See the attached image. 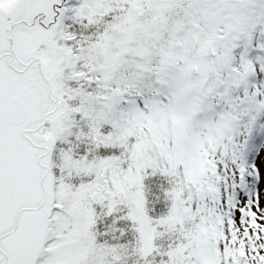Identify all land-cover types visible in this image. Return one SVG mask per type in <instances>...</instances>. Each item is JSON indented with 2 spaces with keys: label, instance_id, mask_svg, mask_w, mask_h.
<instances>
[{
  "label": "trees",
  "instance_id": "16d2710c",
  "mask_svg": "<svg viewBox=\"0 0 264 264\" xmlns=\"http://www.w3.org/2000/svg\"><path fill=\"white\" fill-rule=\"evenodd\" d=\"M164 4H160V0H146L144 4L146 9L141 12H145V33L144 36L138 33V36L146 43L154 36H159V32L154 33L156 26L159 23L165 24V37L163 41L156 39L152 44L151 50L146 51L148 47H141V49L135 50L133 55L138 56L141 61L149 66H155L156 60L153 59L152 49L156 46L164 47L167 53L170 48L175 45V41L178 39V33H180L181 40H186L187 36L195 35V37H203V33H198V28L202 24L203 16L199 12L197 1L194 0H162ZM111 2V0H109ZM112 4H118L120 8H116L113 14H122L127 10V2L112 1ZM133 4H140L141 0H133ZM160 5L157 7V5ZM197 5V6H196ZM111 6V4H110ZM215 8V12L217 11ZM152 9H160V13L157 18H154V14L151 13ZM106 9L103 8V14ZM110 12V11H106ZM112 13V12H111ZM102 22H106L110 15L107 13L102 16ZM100 17H97L98 20ZM205 21L206 24L214 23L213 20ZM224 18H220L216 22H224ZM140 22V23H143ZM215 22V24H216ZM108 24V23H107ZM117 25V23L115 24ZM124 41L132 38L133 27L124 24ZM212 28L210 32H204L206 35V41L203 48L202 58L208 56V59H204L209 62L215 60V56L219 54L221 58L231 62L232 52L239 44L242 49L239 50L237 57L238 64L247 66L248 60L245 54L247 47L246 36L242 32H235V42L232 47L227 43V48L221 47L220 53L215 51V27L216 25H207ZM219 26V25H217ZM110 27V26H108ZM78 31V30H77ZM93 31V30H91ZM157 31V30H156ZM81 35L87 33L92 36L94 44H102L99 34L103 33L107 40L110 42V37L113 31L108 32H88L84 29H79ZM132 32V33H131ZM149 32L151 34H149ZM148 35V37H146ZM197 38L189 39V43L195 44L199 40ZM112 43V42H111ZM103 45V44H102ZM109 45V44H106ZM113 45V44H112ZM126 47L131 51V45ZM199 45H197L198 47ZM157 47V48H158ZM117 47L114 46V49ZM119 47L118 49H120ZM121 50V49H120ZM119 50V51H120ZM156 50V49H155ZM113 51V49H112ZM111 57L108 60V64L114 61L117 57V53L112 52ZM164 51V50H163ZM200 53V46L198 49ZM197 52V53H198ZM165 54V51H164ZM116 55V56H115ZM158 51L156 50V57ZM198 54L194 55L196 57ZM184 61V60H182ZM100 62V58L98 59ZM184 63V62H183ZM182 63V64H183ZM211 66H214L212 64ZM156 67H153L155 69ZM75 69H77L75 67ZM81 73L85 74L89 71L88 68H79ZM120 66H118V71ZM154 71V70H153ZM156 71H159L157 69ZM155 71V72H156ZM237 71V70H236ZM150 72L140 75V78L128 82L135 90L141 95H144L149 91V84L154 81L157 83L158 78L164 79L163 75H160L157 79L150 80ZM86 81H92L91 76L86 75ZM91 78V80H89ZM184 78V77H183ZM119 79V80H118ZM117 82H121L120 78ZM173 79L169 77L167 79L169 85L173 88ZM150 80V81H149ZM94 81V80H93ZM148 84L146 85V82ZM143 82V83H142ZM96 88L98 83H92ZM90 84L93 88V85ZM127 85V83H126ZM80 86V85H79ZM85 87V86H83ZM133 92L135 93V90ZM76 90V89H75ZM79 92L76 90V93ZM92 92V91H91ZM209 95L215 94L213 89H210ZM85 97L88 94L93 95L90 92H83ZM112 97L113 94H107ZM209 104L203 105L204 112L206 110L215 109V97L212 95L207 97ZM126 109V112L116 114L115 120L119 122L126 120L127 127H123V137H118V127L116 130L108 129L109 135L115 138V143L107 141L106 146H102L99 143L97 145V138L95 132L91 130L92 123L90 125L89 120H84L81 123H74L73 126L65 125L63 122V130L58 131L55 135L51 136L52 139H58L60 144L58 147L67 149L69 153L77 155L78 159H82V165L79 167H71L70 169L58 170L55 173L59 179L65 177L66 173L75 177V185L82 194H79L80 199L74 203L78 207L85 203L84 191H87L88 200L94 203H90V211L87 210L86 217H81V220L87 222L88 226H85V230L80 233H75L76 239L74 248H80V241L87 242L86 252L88 253L86 264H145L143 257L139 252V248L142 244V236L138 231V223L133 219H129L128 214L131 204V197L127 196L132 193V188H137L141 194V206L142 212L147 215L150 228L153 235L154 248L150 252L149 258L157 264L161 262L163 264H264V222H257L252 220L248 214L243 217L240 212L234 211L235 206L232 205L233 199L227 198L223 192L225 189L233 190L234 183L226 184L224 170L215 168V160H220L221 154L226 152L229 139L227 136L217 134L215 136V126H221L222 124L228 129L227 120L218 116L215 119H204V126L200 127L197 131L193 132L194 135H190L185 128L182 130L186 133L183 134L180 141L185 140L189 145L188 148L184 147L180 143L175 141H168L164 143L159 140L165 137V130L154 129L153 131L147 128L144 121L140 123L137 120V114L142 115L144 108L138 112V105L134 104V101ZM70 106H67L69 109ZM207 108V109H206ZM203 112V111H202ZM203 112V113H204ZM67 113V111H66ZM64 113V114H66ZM70 117V116H66ZM79 117L77 116V120ZM114 120V121H115ZM214 123L212 126L211 123ZM100 126L103 127L102 124ZM106 126V125H104ZM108 126H110L108 124ZM224 133L226 129H223ZM112 132V133H111ZM63 138H62V134ZM156 133V134H155ZM157 133L159 136H157ZM156 135V136H155ZM158 138V139H157ZM215 138L218 141L222 139V148L215 147ZM71 141L73 144H62V141ZM195 149L207 148V157L199 156ZM200 147V148H199ZM205 147V148H204ZM183 152V154L174 153V151ZM58 157L63 153H59ZM172 151V152H171ZM217 153V156L215 154ZM117 157L120 155L122 158V170L124 175L128 170L129 163L131 168V174L127 177L122 176L124 181H131V185L117 189V192L109 191L108 183L104 182L100 176L102 173L101 167H97L98 164H102L104 156ZM175 156V157H173ZM200 158V159H199ZM111 159V158H110ZM96 160L97 165H92V162ZM111 164H116L117 161H111ZM122 172V171H121ZM105 175V174H104ZM121 175V173H120ZM119 173L115 174V178ZM138 180V184L136 183ZM101 186H105L102 191H97L96 187L98 183ZM85 183V186L82 185ZM66 185V184H65ZM63 186V188L65 187ZM124 185V184H123ZM60 187V184H59ZM62 188V189H63ZM106 190L104 191V189ZM116 188V186H115ZM123 188V189H122ZM65 189V188H64ZM108 189V190H107ZM120 190L124 191L119 194ZM61 191V190H60ZM59 193L60 197V210H67L66 206L72 204L67 200H63V195ZM98 195H100L98 197ZM96 200V202H95ZM230 200V202H229ZM61 201L63 202L61 204ZM114 201V202H112ZM218 205L220 208H218ZM72 206V205H71ZM217 206V207H216ZM70 207V206H69ZM75 211L74 206L72 207ZM71 208V210H72ZM49 228H52L51 223ZM70 228V224L69 227ZM63 235L65 231L61 228ZM61 240V239H60ZM59 240V241H60ZM58 241V243H59ZM68 242V241H66ZM60 244V243H59ZM55 245V244H54ZM205 255V257H204ZM107 259V262L99 261L98 259Z\"/></svg>",
  "mask_w": 264,
  "mask_h": 264
},
{
  "label": "rangeland",
  "instance_id": "374dc122",
  "mask_svg": "<svg viewBox=\"0 0 264 264\" xmlns=\"http://www.w3.org/2000/svg\"><path fill=\"white\" fill-rule=\"evenodd\" d=\"M10 0H3V2ZM112 1H120V0H111ZM133 0H121V2H127V10L118 15L113 14L116 11H114L116 8H120L118 4H112L109 2V0H36L32 2L33 6L41 7L45 11V18L46 20L44 25H32V26H26L24 29H22V32L25 33L28 37H42L43 38V50H44V62L48 63L50 65V69L48 71H51L52 68L56 69L57 76L55 78L56 84H54V90L52 91V97H55L54 99L59 102V104H66L69 105L70 108L67 109L66 114H62L61 110L54 109L52 103H50V107H46V110L51 108L52 113H49L45 118H50L53 125L51 126L50 133L56 134L58 132V128H56L55 123L56 121L61 118H64L61 122V119L59 121L60 126L62 127V130L64 128L63 122L66 121L65 125L73 126L74 123H81L84 122V120L90 118L92 120H96L98 122H102L103 127L101 128L97 124V128H93L97 138L94 139V136L92 139L97 142V145L99 146V137L102 135L100 140H108L107 133L108 129L116 130V127H118V137H123V127L126 129L127 127V121L123 120L118 123V121L115 120V115L121 112L125 113L126 109L124 108V105L119 104L120 102V93L125 92L129 87H131V83L127 85V88L125 89V84L123 85L122 81H128L132 82L133 80H137L143 77H138L140 75L146 74L150 71V80L157 79L160 75L164 76V79L167 81L169 77L174 78L173 79V89L171 91V103L167 102H160L158 100L157 94H154L152 96L147 97L148 107L151 109V111L147 110L144 111L142 115L137 114V120L140 123L144 121L147 128L150 130L154 129H161L165 130V137L161 138L159 140L163 141L164 143L170 141H175L177 143H180L184 147L188 148L189 145L186 143L185 140L180 141L179 139H182L183 134L185 133L182 129L185 128L187 131L190 127V131L188 132L190 135H194L191 133L193 129H195V126H204V121L197 117L196 113L199 109V99H203V95L205 93V85L204 80L208 78V74L211 69L209 68L211 65L206 63L207 61L204 59H208V56L205 55V57L202 58L203 54V48L206 41V35L204 32H210L212 28L207 25H216L215 27V51L217 53H220L221 47L227 48V43L232 47L235 42V32L238 29V23H236V20H242L244 22L252 21V15L249 12L241 11V10H233L231 13V20L226 19L223 23L222 22H215L212 24H206L205 21L208 19L207 17V11H206V0H197L198 7L200 10V14L203 16L202 24L198 28V33H203V37H195V35L187 36L186 42L184 45V49H179V47H176L173 45L172 48H170V52L167 53L164 47H154L152 49L154 55L153 59L156 60L155 66L150 65L149 66L145 63V61H141L138 56L133 55V52L135 50L141 49V47L145 46L148 47L146 51L151 50L152 44L156 41V39L159 36H154L152 39L147 41L146 43L138 36V33L143 34L145 33V13L141 12L144 8L146 9V5L144 2L146 0H141L140 4H133ZM230 1H237L238 0H230ZM251 4L254 6L255 9L260 8L263 0H250ZM55 3V5H54ZM160 4H164L162 0L159 2ZM224 0H215V5L223 4ZM117 6L116 8L112 5ZM146 6V7H145ZM160 6L159 4L157 7ZM197 6V5H196ZM103 8L106 9V11L110 12H104L103 14ZM144 9V10H145ZM112 12V13H111ZM107 13L111 14L109 19L104 23L102 22V18L100 17L106 15ZM151 13H153L154 18H157L158 14L160 13V9H152ZM97 17H100L98 20H96ZM234 20V21H233ZM50 21V23H48ZM143 22V23H140ZM108 23V24H107ZM117 23V25H115ZM124 24H127L128 26L133 27L132 29V38L129 40L124 41ZM219 25V26H217ZM110 26V27H108ZM154 33L159 32L160 37L159 39L163 41V38L165 37V24L159 23L158 26L155 27ZM79 29L87 30L88 32H112L113 34L110 37V42L107 40V36L102 33L104 37V44H94L92 36L85 33L83 35L80 34ZM78 30V31H77ZM93 30V31H91ZM241 32L244 31V29H240ZM131 32V33H132ZM149 34H151L149 32ZM148 37V35L146 36ZM179 38V36L177 37ZM192 38H197L199 40L198 45L200 46V53L194 57V55L197 54L198 48L196 49L195 53L192 55V51L190 50L192 47V43L189 39L192 40ZM112 42V43H111ZM109 44V45H106ZM113 44V45H112ZM30 45V43H29ZM128 45H131V51L129 52ZM114 46L117 47L114 49ZM121 47L120 49H118ZM158 47V48H157ZM113 48V51H112ZM158 51V57H156V50ZM120 50V51H119ZM165 54H164V51ZM112 52H118L117 57L114 58L113 62H110L108 64V60L113 57L111 56ZM116 56V55H115ZM101 59V62L97 63V59ZM57 59L58 65L55 64V60ZM182 60H184V63L182 64ZM43 62V63H44ZM92 63L96 64V67L92 70H89L91 73L88 75L92 77V81H86L85 80V74H82L80 70L75 69L81 68L82 66L86 68H90L92 66ZM227 64L226 59H222L219 54L215 56V69L218 70L217 77L221 73V69ZM45 65V64H44ZM57 65V66H55ZM90 65V66H89ZM46 66V65H45ZM118 66H120V70L118 71ZM153 67H156L153 69ZM157 69L159 71L155 72ZM197 69V72H196ZM154 70V71H153ZM94 75H93V74ZM202 74V77L200 78V75ZM95 76V77H94ZM184 77V78H183ZM101 78V79H100ZM120 78L121 82H117V79ZM95 79L97 82L102 81L103 87H98L94 92L96 94H99L97 96L98 102L96 105L94 104V98L91 96L85 97L83 95V92H86L85 87H88L90 84H92ZM91 80V78L89 79ZM119 80V79H118ZM149 80V81H150ZM138 81V80H137ZM146 82V85L148 82ZM133 83V82H132ZM143 83V82H142ZM167 84L169 85L168 81ZM211 84H214V81H211ZM73 85V87H72ZM75 85V86H74ZM80 85V86H79ZM93 85V84H92ZM151 83L149 84L150 88ZM49 86V84H48ZM43 92L45 93L46 87L43 85ZM95 86L93 85V88ZM158 87V86H157ZM92 89L90 86L89 89ZM224 89L225 83L222 82L221 84L215 85V90L217 89ZM79 89V92L76 93V90ZM120 89V93L118 94V90ZM130 90V89H129ZM93 91V90H92ZM160 90L156 91L158 93ZM193 93V95H192ZM107 94H115L114 98H108L109 96ZM117 95V96H116ZM131 97V94H128ZM60 97V99L58 98ZM155 98V99H154ZM161 98V96L159 97ZM138 99L137 96H134V103H138L136 100ZM162 99V98H161ZM87 102H84V101ZM93 100V101H92ZM113 100L115 104H109V102ZM123 100V99H122ZM132 103V102H131ZM141 106V105H140ZM138 107V111L140 112L141 107ZM143 106V105H142ZM169 106V107H168ZM165 109V110H164ZM93 114V115H92ZM70 116L69 118L66 116ZM207 115V114H205ZM77 116L79 119L77 120ZM88 116V117H87ZM208 119H210V116H207ZM206 118V119H207ZM41 119V118H40ZM100 119V120H99ZM205 119V117H204ZM115 120V121H114ZM85 123V122H84ZM211 123V122H210ZM108 124L110 126H108ZM212 126L214 125L211 123ZM106 125V126H104ZM61 130V131H62ZM92 130V129H91ZM264 130V128H263ZM223 126H215V136L217 134H222ZM112 133V132H111ZM62 134V133H61ZM65 134V133H63ZM62 138L65 136H63ZM156 134V133H155ZM256 135V136H255ZM257 135H260L256 132H251L250 136L251 138L254 137L256 139ZM156 136V135H155ZM157 136L159 134L157 133ZM158 139V138H157ZM263 142H264V132H263ZM59 143V141H58ZM62 144H70L73 143L69 141H62ZM257 140L254 142L250 148H248V152L246 155V165L249 166V170L251 171L252 178H243V180L238 183V189H239V197L241 200L249 199L253 204L262 205V208L264 210V143L262 147H257ZM221 146L220 140H216L215 138V146ZM200 148V147H199ZM205 148V147H204ZM205 150L195 149L193 147L194 152L197 151L199 153V156H205L207 157V148ZM62 154L59 156L61 161V166L65 169H70L73 165L76 168L79 167L82 159H78L76 156L73 155L74 153H68L67 149H61ZM172 152V151H171ZM182 152V151H181ZM257 152V153H256ZM178 153V151H174L172 154ZM32 152L29 150L27 157H32ZM179 154H183L180 153ZM256 155V156H255ZM175 157V156H173ZM104 160H102V164L97 167H101L102 173L105 174V181L109 185V191L110 193L117 192L118 187L121 188L125 185H131L133 183V180L131 181H124L122 179V176L124 175L122 170V157L120 155H117V157H107L104 156ZM111 158V159H110ZM200 159V158H199ZM242 156L238 155L237 157H234V160H241ZM34 162H36V156L35 153L33 154ZM117 161L116 164H111V161ZM35 164V163H34ZM92 165H97L96 160L92 162ZM128 170L124 177H127L131 174V168L129 163ZM122 171V172H121ZM119 173V178L115 174ZM125 172V171H124ZM121 173V175H120ZM255 176H257L258 181L256 182ZM136 183L138 184V180H136ZM66 184V185H65ZM124 184V185H123ZM65 185V190L63 186ZM99 186L96 187L97 191H102L105 186H101L98 183ZM85 186V183L82 185V187ZM116 186V188H115ZM63 188V189H62ZM126 186L124 187V189ZM123 189V188H122ZM60 194L63 195V200H67L70 203V199L73 202L72 204H68L66 208L70 205V211L67 209L64 213V218H61L58 222L60 227V233L62 235V230L65 231V234L63 235V238L57 236L56 234L53 235L54 239L56 238L61 239L59 248H55L53 250L50 249V258H48L47 264H86L88 253L86 252L85 248L87 245V242L80 241V248L74 250H70L69 248L72 247V245L75 243V236L74 233H80L85 230V226H88L89 222L87 219V222L84 220H81V217H86L87 210L90 209L91 205L90 203H94V200L89 201L88 200V193L87 191H84L85 197V203L81 204L78 209L74 205L78 199H80L79 194H82V192L77 189L75 185V177L73 178L72 175L69 173H66L65 177H61L60 179ZM106 188L104 189V191ZM108 190V189H107ZM123 193L124 191L120 190L119 194ZM226 194V193H224ZM100 195H98L99 197ZM129 199L131 197V207L128 209L129 214L128 218L133 219L137 221L141 228V234H142V244L139 248V252L141 254V257L145 260V264H156L153 260L149 258L150 252L149 249L152 247V235L151 232H149V229L147 227V219L144 216V213L142 212V206H141V194L140 191L137 188H132V193L129 195H125ZM96 202V200H95ZM114 202V201H112ZM63 202L61 201V204ZM263 203V204H262ZM254 204V205H255ZM72 205V206H71ZM75 208V211H73V207ZM72 208V210H71ZM90 211V210H88ZM260 211V208L259 210ZM49 222L48 224H50ZM69 224L71 225L70 228ZM47 226V223L45 227ZM58 226L57 224L54 226V229H56ZM57 236V237H56ZM72 239H71V238ZM68 241V242H66ZM44 241L41 243L43 245ZM50 245V243L47 246H44L47 248ZM53 246V245H52ZM51 245L49 246V248ZM42 249V248H41ZM60 251V253L57 254V252ZM205 257V255H204ZM105 258L100 257L97 262L102 261ZM107 262V259H104V262ZM157 264H163L161 262H157ZM168 264V263H166Z\"/></svg>",
  "mask_w": 264,
  "mask_h": 264
},
{
  "label": "flooded vegetation",
  "instance_id": "af4514ba",
  "mask_svg": "<svg viewBox=\"0 0 264 264\" xmlns=\"http://www.w3.org/2000/svg\"><path fill=\"white\" fill-rule=\"evenodd\" d=\"M34 1L0 0V264H28L38 239L31 229L46 201L44 181L49 167L41 157L48 154L49 145L37 137L49 128L45 117L52 110H46L45 99L57 109L48 93V82L54 80L48 76L57 72L55 68L48 71L49 62H44L43 38L22 32L26 26L46 25L45 11L33 6ZM21 105L24 120L8 122L13 106L20 109ZM29 150L36 153L35 164L33 154L27 157Z\"/></svg>",
  "mask_w": 264,
  "mask_h": 264
}]
</instances>
